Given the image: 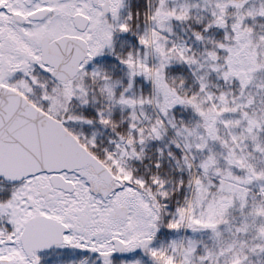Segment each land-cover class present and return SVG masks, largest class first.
I'll list each match as a JSON object with an SVG mask.
<instances>
[{"label":"snow or ice","instance_id":"snow-or-ice-1","mask_svg":"<svg viewBox=\"0 0 264 264\" xmlns=\"http://www.w3.org/2000/svg\"><path fill=\"white\" fill-rule=\"evenodd\" d=\"M0 264H264V0H0Z\"/></svg>","mask_w":264,"mask_h":264}]
</instances>
